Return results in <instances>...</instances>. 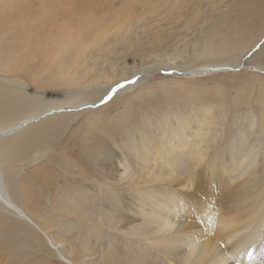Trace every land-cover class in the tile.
<instances>
[{"label":"rangeland","instance_id":"rangeland-1","mask_svg":"<svg viewBox=\"0 0 264 264\" xmlns=\"http://www.w3.org/2000/svg\"><path fill=\"white\" fill-rule=\"evenodd\" d=\"M142 69L129 92L91 108L115 78ZM262 110L264 0H0V129L39 115L0 136V167L12 200L66 249H79L77 233L90 235L72 201L98 214L91 199L98 192L110 205L116 197L121 212L150 184L129 180L139 170L129 145L140 136L153 142L162 122L170 125L165 137L200 132L190 142L217 165L227 143L243 135L260 169ZM184 120L192 128L181 133ZM103 157L123 178L101 173ZM100 178L109 183L102 191ZM104 230L102 248L108 235L127 231ZM58 250L0 205V264H66ZM98 256L85 260L97 264Z\"/></svg>","mask_w":264,"mask_h":264},{"label":"bare ground","instance_id":"bare-ground-1","mask_svg":"<svg viewBox=\"0 0 264 264\" xmlns=\"http://www.w3.org/2000/svg\"><path fill=\"white\" fill-rule=\"evenodd\" d=\"M142 72L143 69L133 70L115 78L108 84L110 87L107 88L105 97L113 88H116V91L111 97L129 92L136 82L135 77L138 78L136 75ZM127 74L131 77L125 80ZM120 83L124 86L117 88ZM102 100H99L98 104L90 105L91 108H97L109 99L103 103ZM69 110L72 112L74 109ZM37 115L21 117L8 127L1 128L0 136L22 129L26 124L36 121ZM44 118L39 117V120ZM263 118L262 110L260 119ZM200 121L203 119H196L197 123ZM188 124L187 121H182L179 126L181 133L185 128H192L188 127ZM169 126L168 122L160 123L159 133L153 142L143 134L137 137L136 146L129 145L132 156L139 152L136 158L139 170L133 171L129 177L130 180L137 175L131 183L132 186H136L139 178H144L146 183L150 184L135 189L136 193L130 199V204L123 203V212H119L121 209L113 205L119 201L116 197L113 199L115 202L110 205L112 202L107 201L110 197L105 198L98 192L91 198L102 210L98 214H95L94 209H90L86 202H71L70 206L76 216H79L83 230L90 233L87 234L88 237L85 233H77L75 245H79L78 250L66 249L65 245L52 239L12 200L1 167L0 205L19 220L39 230L52 248L63 251L61 260L66 264H91L92 257L85 259L95 254L99 255L97 264H264L260 263V258L264 257V254H260L264 248V167L256 168L260 163L255 160L251 146L246 144L243 135L232 138L227 143V150L224 152L222 149L223 152L221 151L217 158L225 160L222 159L215 165L204 160L200 148L190 142L199 137L200 132L189 135L175 133L165 137L164 131ZM244 128L246 131L251 129V123L246 124ZM110 159L103 157L98 166L101 173L111 172L110 178L118 181L123 177L118 174L120 169L116 163L115 168L110 167L114 164ZM261 163L264 166V160ZM119 164H122L125 172L127 166L123 165L124 162ZM257 169L260 171L257 172ZM191 170L193 173L184 174ZM100 181V184L97 183L98 191L104 190L103 187L109 184L107 178H100ZM80 200L87 201L84 198ZM111 208L116 210V214ZM105 209L112 214L103 212ZM82 218L84 221H81ZM196 220L200 225L195 224ZM105 228L127 231L121 233L122 235H108L102 248L98 246L102 241L101 235H107L109 232L104 230ZM249 251L252 253L251 260L248 258Z\"/></svg>","mask_w":264,"mask_h":264},{"label":"snow or ice","instance_id":"snow-or-ice-1","mask_svg":"<svg viewBox=\"0 0 264 264\" xmlns=\"http://www.w3.org/2000/svg\"><path fill=\"white\" fill-rule=\"evenodd\" d=\"M123 86H124L123 84H119V85H117L116 87L119 88V87H123ZM115 91H116V88H113V89H112V92H115ZM111 95H112V93L110 92V93L104 98V100H102V103L105 102L106 100L110 99V98H111ZM248 258H249V260L252 259V253H251L250 251L248 252Z\"/></svg>","mask_w":264,"mask_h":264},{"label":"water","instance_id":"water-1","mask_svg":"<svg viewBox=\"0 0 264 264\" xmlns=\"http://www.w3.org/2000/svg\"><path fill=\"white\" fill-rule=\"evenodd\" d=\"M111 93H113V92H111Z\"/></svg>","mask_w":264,"mask_h":264}]
</instances>
